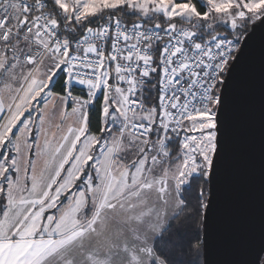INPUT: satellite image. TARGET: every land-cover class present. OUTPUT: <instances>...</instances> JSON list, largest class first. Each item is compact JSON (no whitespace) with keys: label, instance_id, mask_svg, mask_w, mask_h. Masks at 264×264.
I'll use <instances>...</instances> for the list:
<instances>
[{"label":"snow or ice","instance_id":"1","mask_svg":"<svg viewBox=\"0 0 264 264\" xmlns=\"http://www.w3.org/2000/svg\"><path fill=\"white\" fill-rule=\"evenodd\" d=\"M257 90L264 0H0V264H264Z\"/></svg>","mask_w":264,"mask_h":264},{"label":"water","instance_id":"2","mask_svg":"<svg viewBox=\"0 0 264 264\" xmlns=\"http://www.w3.org/2000/svg\"><path fill=\"white\" fill-rule=\"evenodd\" d=\"M255 110L250 131L245 143V167L242 171V183L239 193L246 205L251 207L257 221L259 220L262 193H264V145L261 139V120L259 94L255 97ZM212 259L218 258L216 255Z\"/></svg>","mask_w":264,"mask_h":264}]
</instances>
